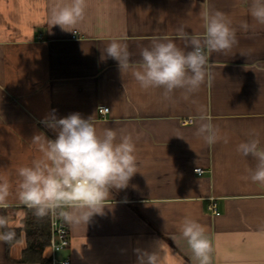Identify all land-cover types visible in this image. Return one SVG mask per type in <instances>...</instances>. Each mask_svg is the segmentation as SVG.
<instances>
[{
    "label": "crops",
    "instance_id": "crops-1",
    "mask_svg": "<svg viewBox=\"0 0 264 264\" xmlns=\"http://www.w3.org/2000/svg\"><path fill=\"white\" fill-rule=\"evenodd\" d=\"M58 2L0 0V180L10 184L0 216L22 228L27 207L18 199L17 170L42 155L32 138L54 140L44 121L79 113L98 132L132 136L137 172L86 228L70 226L71 244L51 264H140L149 254L163 256L164 264H193L179 232L185 218L206 228L211 264H264V186L250 179L255 160L237 152L253 136L264 147V25L251 17V0H88L74 32L51 26ZM217 11L231 21L238 43L208 54L199 90L188 100L181 90L165 100L162 89H142L131 71L141 49L154 40L183 48L177 29L202 38V14ZM113 39L131 53L123 74L118 61L102 59ZM100 106L109 114L100 117ZM201 117L219 129L217 143L195 135ZM186 119L192 123L183 125ZM21 235L8 250L0 242V264H25L18 262L26 247ZM52 255L48 246L45 256Z\"/></svg>",
    "mask_w": 264,
    "mask_h": 264
},
{
    "label": "clouds",
    "instance_id": "clouds-1",
    "mask_svg": "<svg viewBox=\"0 0 264 264\" xmlns=\"http://www.w3.org/2000/svg\"><path fill=\"white\" fill-rule=\"evenodd\" d=\"M87 8L88 0H59L51 11L50 24L74 32L85 20ZM250 15L264 25V0H251ZM202 19V38L187 32L183 25L177 29V37L185 42L183 48L172 40H154L150 47L141 49L139 67H132L131 71L142 89H162L165 100H172L177 90L188 100L199 90L205 79L208 54L229 51L238 43L236 30L224 13L204 12ZM240 27L247 31L249 25L244 21ZM130 57L127 44L116 39L102 53V59L118 61L122 74L131 67ZM200 119L195 135L208 145L217 143L221 139L219 129L210 120ZM44 122L56 132V138L43 134L32 138L42 155L31 166L18 168V199L38 220L59 216L70 226L86 228L94 215L103 214L113 190L126 188L137 172L136 145L130 134L118 139L114 129L98 132L92 118L84 119L79 113ZM224 142L227 143L226 137ZM237 152L255 160V167L248 170L250 179L264 186V147L258 136L239 143ZM9 196L10 184L0 180V208L9 207ZM206 231L199 222L188 218L179 227L193 264H211L213 249ZM15 238L13 226L0 216V242L12 243ZM140 264H164V257L149 254L141 257Z\"/></svg>",
    "mask_w": 264,
    "mask_h": 264
},
{
    "label": "trees",
    "instance_id": "trees-1",
    "mask_svg": "<svg viewBox=\"0 0 264 264\" xmlns=\"http://www.w3.org/2000/svg\"><path fill=\"white\" fill-rule=\"evenodd\" d=\"M50 216L38 220L33 211L25 208L21 219L22 228L13 229L16 238L12 243H6L7 250L22 239L21 232L25 236L26 247L18 262L25 264H51V257L45 256L46 248L50 242Z\"/></svg>",
    "mask_w": 264,
    "mask_h": 264
},
{
    "label": "built area",
    "instance_id": "built-area-1",
    "mask_svg": "<svg viewBox=\"0 0 264 264\" xmlns=\"http://www.w3.org/2000/svg\"><path fill=\"white\" fill-rule=\"evenodd\" d=\"M77 38V35L73 36ZM110 109L106 106L98 107V113L100 117H104L109 114ZM192 119L183 120L182 124H191ZM195 172L200 176L204 171L202 169H195ZM209 211L214 215H220L215 205L209 206ZM50 242L49 247L52 249L53 255L51 256V262H55V254L60 251L67 250L71 244L70 225L66 223L59 216H50ZM62 264H71L69 259H65L61 262Z\"/></svg>",
    "mask_w": 264,
    "mask_h": 264
}]
</instances>
